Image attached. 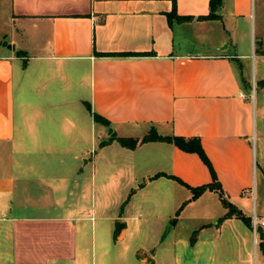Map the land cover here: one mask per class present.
I'll return each instance as SVG.
<instances>
[{
  "label": "crops",
  "instance_id": "0c3cea01",
  "mask_svg": "<svg viewBox=\"0 0 264 264\" xmlns=\"http://www.w3.org/2000/svg\"><path fill=\"white\" fill-rule=\"evenodd\" d=\"M172 8L0 0V264H253L259 231L220 220L217 190L192 197L213 181L197 151L118 139L198 136L227 198L264 218V0ZM139 202L158 234L136 243Z\"/></svg>",
  "mask_w": 264,
  "mask_h": 264
},
{
  "label": "trees",
  "instance_id": "16d2710c",
  "mask_svg": "<svg viewBox=\"0 0 264 264\" xmlns=\"http://www.w3.org/2000/svg\"><path fill=\"white\" fill-rule=\"evenodd\" d=\"M173 1V8L171 11L168 12V16L170 19H176L179 21H188L192 20L195 15L193 14H180L177 11V0H172ZM222 0H210V5H211V11L208 14H201L198 15V18H218L219 14L216 12V9L219 5H221ZM20 54H22V51H19ZM104 54L106 52H103ZM95 118L97 119H104L101 115H99L97 112H95ZM106 121V120H104ZM119 141L126 146L129 147H134L140 140H149V139H156V140H167L174 142L175 144L179 145L180 147L186 149V150H191V151H197L200 156L203 158V160L208 163V165L211 168V171L213 173V181L208 182V183H203L197 186H191L192 189V197L196 198L198 197L201 193H203L206 189H214L217 190L220 194L221 200L225 207H227V212L220 218L222 220L224 217L228 216H238L242 219H244L249 225L253 226V221L252 217L246 215L243 210L237 206L235 203H233L227 196L225 195V191L222 187L221 182L218 180V177L215 173V170L212 166L211 160L209 156L207 155L205 149L203 148V145L201 143V140L198 136H185V135H179V134H174V135H163L158 132H155L151 135H147L140 138H128V137H119ZM103 144L106 143V140L102 142ZM181 207L177 210L176 217H174L173 221L177 219V215L180 213ZM261 226L258 227L260 229ZM260 235H261V245L264 250V230L261 231L260 229Z\"/></svg>",
  "mask_w": 264,
  "mask_h": 264
},
{
  "label": "rangeland",
  "instance_id": "374dc122",
  "mask_svg": "<svg viewBox=\"0 0 264 264\" xmlns=\"http://www.w3.org/2000/svg\"><path fill=\"white\" fill-rule=\"evenodd\" d=\"M10 2V0H8ZM247 92H251V88H247ZM250 95V94H249ZM157 132L156 127L154 126H143L139 129V133H141L140 136H132V138H142L147 135H151L153 133ZM130 138V137H128ZM131 208V207H130ZM149 208L144 207L143 203L139 202L133 205L132 210L128 214H123V215H128L131 216L129 217L128 220V226L126 227V234H133L132 237L136 238V243L142 242L145 240V237H148L149 234H158L156 229L154 228L153 224L149 222L147 218V215L149 213ZM121 224V223H120ZM171 225V224H169ZM189 225H191L189 223ZM261 229V228H260ZM259 231V240L258 243L256 244V249L253 257V264H261V260L263 258L264 250L261 245V235H260V230ZM186 223L184 226L179 225L174 229L167 230V233L173 234V236H180V234H186ZM111 258V256H110ZM120 259L118 256L117 257H112L111 259V264H115L117 262H120ZM126 258V257H125ZM258 259V261H257ZM62 264H71L68 261H64ZM76 264H81V256L79 257V260Z\"/></svg>",
  "mask_w": 264,
  "mask_h": 264
},
{
  "label": "built area",
  "instance_id": "2783aa9c",
  "mask_svg": "<svg viewBox=\"0 0 264 264\" xmlns=\"http://www.w3.org/2000/svg\"><path fill=\"white\" fill-rule=\"evenodd\" d=\"M252 221H253V227H254L255 231L258 230L259 226L264 225V218H261L256 212H254V214L252 216Z\"/></svg>",
  "mask_w": 264,
  "mask_h": 264
}]
</instances>
